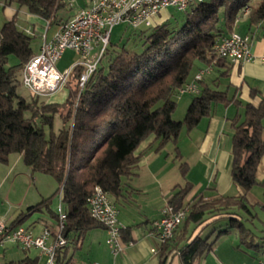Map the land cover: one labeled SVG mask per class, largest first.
<instances>
[{
    "label": "trees",
    "instance_id": "16d2710c",
    "mask_svg": "<svg viewBox=\"0 0 264 264\" xmlns=\"http://www.w3.org/2000/svg\"><path fill=\"white\" fill-rule=\"evenodd\" d=\"M7 1L48 21L56 17L61 5L60 0ZM252 1L204 0L190 5L178 28L170 27L167 22L140 27L138 34L144 39V48L139 53L113 46L108 48L107 44L96 70L80 90L77 81L83 67L72 68L69 79L73 86L70 84L71 91L62 103L38 104L39 96L31 94L32 100L27 101L17 94L16 74L35 54L31 46L33 36L18 29L15 18L4 21L0 25V162L20 154L33 172L45 173L57 184L51 196L27 207L9 224L20 225L33 212H41L54 218L56 225L59 210H52L50 202L57 195L60 210L65 213L61 233L66 244L56 249L54 264H69L72 259L69 248H75L87 230L106 229L88 211L86 199L95 186L104 189L117 208L116 202L123 195V180L135 173L145 149L138 153L136 150L144 140L151 136L147 147L156 142V150L167 142L176 144L181 128L186 131L194 128L201 118L211 114L214 104L233 102L243 111L230 119V177L241 194L207 199L200 196L184 203L182 199L191 185L180 187L168 203L175 209L186 207L187 213L172 237L158 243L159 264H166L172 251L178 254L181 264H195L211 249L214 238L231 230L237 234L239 247H253L255 256L263 255V237L245 221L253 223L257 218L256 213L250 212L246 193L256 184L264 187V181L256 177L264 153L261 137L264 98L257 104L242 103L234 96L228 97L218 82L210 85L201 78L183 118L175 120L172 117L177 89L191 81L189 78L196 64L212 65L224 60L217 57L214 46L234 32L235 19L244 8H248L244 22L247 33L244 34L254 38L256 29L264 34V0ZM9 55L15 56L17 63L6 67ZM55 115L61 120L57 131L52 130ZM44 127H48L47 136ZM174 150V159L179 160V169L185 175L188 164L180 161L176 145ZM222 218L227 223L213 238L210 239V235L202 237L199 233L192 235L198 227L204 229ZM127 230V227L122 228L121 235ZM261 258L264 256L257 261ZM36 259L26 256L0 264H36Z\"/></svg>",
    "mask_w": 264,
    "mask_h": 264
},
{
    "label": "crops",
    "instance_id": "0c3cea01",
    "mask_svg": "<svg viewBox=\"0 0 264 264\" xmlns=\"http://www.w3.org/2000/svg\"><path fill=\"white\" fill-rule=\"evenodd\" d=\"M1 2L3 22L15 18V24L18 29L22 31L28 30L33 38L38 39L39 43L37 42L36 46L32 47L34 53L39 50L43 34H45L46 40L51 39L62 22L68 21L80 9L89 5V0H60L61 5L56 11V17L48 21L29 13L25 8L9 3L7 0H2ZM158 14L153 16L152 25L161 23V17ZM59 15L65 16L61 17ZM245 19L246 13L243 12L236 17L234 32L247 33L244 27ZM143 28L145 27H141V29ZM239 30L240 32H238ZM263 35L261 31L256 29L251 45V51L256 55H259L262 51ZM224 60H218L213 63L211 70L202 76V80L210 85L213 84V81L218 82L219 87L222 90H226L228 97L234 96L240 99L242 103L249 101L257 104L260 99L264 98V64L258 58L247 62ZM205 65L198 62L189 80L193 79L197 69ZM68 94L69 91L65 99ZM185 94L177 96L179 101L178 103L176 101V107L179 104L186 111L192 97L189 99L188 97H183ZM55 103H58V101ZM242 111V107H237L233 102L214 104L211 114L201 118L194 128L189 131L181 128L179 135L184 131L189 140L187 148L182 145L188 140H181L179 136L178 142L180 141V143L167 142L159 150L155 149L156 142L151 147H147L152 141L151 136L144 140L136 150V153H138L145 149L138 161L135 173L129 178H124L123 195L116 202L118 208L117 218L124 227L128 228L127 233H123L122 239L124 242L132 241V243L125 245L120 252L114 254L106 244V229L95 227L86 231L75 248H69L68 253L70 256L72 255L71 261L74 255L82 251L84 261L81 264L89 262L97 264H159V244L150 235V230L153 222L160 216L162 207L171 200L180 187L186 184L191 185L189 192L182 199L184 203L191 202L195 197L200 196L203 199H207L220 195L236 196L241 194L240 188L232 182L230 177L232 161L230 119L236 113L242 114ZM261 123L263 126L261 137L264 140V117ZM168 143H171L173 147H167ZM175 145L181 154L180 161L188 164L185 175L179 169V160H177L178 164L175 165V159L171 161L169 159L170 153H173L174 158ZM196 166L200 171V175L191 177L190 175H192ZM178 170L181 172V176ZM32 173L33 171L23 162L20 154L9 156L7 162H0V203L1 206H4V204L6 206L4 210H0L2 214L0 220L5 215V217L7 216L5 218L7 219L6 223L9 224L18 214L22 213L21 208L24 205L29 207L43 199V196H41L43 194L38 191L31 193V197L28 199L30 188L34 181ZM256 177L258 181H264V153L258 164ZM263 198L264 187L261 184L254 185L246 193L247 202L249 204H260L262 209H264ZM53 202L54 198L50 202V208L57 211L60 206L59 199L55 205ZM55 222L54 218L40 212L39 216L31 217L29 225L24 226L21 223L20 225L37 234L44 225H48L53 229ZM214 223H217V225ZM226 223L225 218L219 219L204 229L201 226L198 227L193 230L192 235L194 236L198 233L202 237L210 235L211 239L217 233V230L224 227ZM258 236L263 237L264 242V236ZM242 246L239 247L237 234L231 230L214 238L211 249L201 256L195 264H256L257 259L264 256V253L261 256H255V252L250 253L243 249ZM31 249L35 250V252L29 254L24 251L25 255L19 259L26 256L36 257V264H42L45 257L39 254L38 249ZM70 249H72V252ZM252 249L255 251L253 247ZM166 264H181L175 251L170 253Z\"/></svg>",
    "mask_w": 264,
    "mask_h": 264
},
{
    "label": "built area",
    "instance_id": "2783aa9c",
    "mask_svg": "<svg viewBox=\"0 0 264 264\" xmlns=\"http://www.w3.org/2000/svg\"><path fill=\"white\" fill-rule=\"evenodd\" d=\"M191 4H194V0H89L87 7L80 9L71 19L59 25L51 39L46 40L45 34L42 35L38 52L22 66L21 83L32 95L51 96L66 86L72 68L81 66L83 70L79 74L77 84L85 85L99 64L113 26L125 23L134 29L149 27L152 25V17L162 9L174 7L179 11H186ZM24 32L31 35L28 30ZM253 39L250 34L231 32L215 44L216 55L231 62H247L258 58L264 64V41L261 53L256 55L251 51ZM66 49L75 52L78 58L70 67L60 71L55 63ZM211 67L209 64L199 68L191 81L177 89V94L197 93V81L209 72ZM94 189L101 187L97 185ZM94 189L86 199L89 214L105 226L106 244L110 251L116 254L132 241H123L121 229L124 226L117 218L118 209L108 193L102 189V197H94ZM58 210V220L54 228L43 226L37 234L21 225L16 226L15 230H8V223L0 220V244L10 242L23 249H38L39 254L45 257L42 264H54L56 249L66 244L61 233L64 224L60 222V207ZM186 213V207L175 209L166 203L158 219L153 222L150 235L158 243L166 242V239L172 237ZM256 264H264V258L259 259Z\"/></svg>",
    "mask_w": 264,
    "mask_h": 264
},
{
    "label": "rangeland",
    "instance_id": "374dc122",
    "mask_svg": "<svg viewBox=\"0 0 264 264\" xmlns=\"http://www.w3.org/2000/svg\"><path fill=\"white\" fill-rule=\"evenodd\" d=\"M1 1L2 0H0V2ZM257 1L258 0H253L252 3H255ZM1 3H0V25L3 23V16H2L3 14L1 11L2 10ZM247 11H248V8H244L242 10L243 13H247ZM158 15L161 17V20H160L161 23L167 22L170 27L178 28L184 22L186 12L185 11H179L174 7H166L164 9H162ZM59 16L63 17L65 15H59ZM152 19H153V17H152ZM138 31H139V28L134 29L125 23H120V24L115 25L112 28V31L110 34L108 48H111L113 46V48L115 47L119 50L121 48H125L127 50L134 51L137 53L141 52L144 48V42H143L144 39L138 34L139 33ZM238 32H240V30ZM37 42H38V39L32 38L31 46L35 47ZM77 58H78V56H77V54H75V52H73L72 50L66 49L65 51L62 52L61 57L56 61L55 66L58 70L61 71L64 68L66 69V68L70 67L73 63H75ZM103 61L105 62V60H103ZM16 63H17L16 57L13 55H9L7 62H6V67L14 65ZM16 79H17V84H16L17 94L19 96L25 98L27 101H31L32 95L22 85L20 72L16 74ZM70 84H71V86H73V81L71 79H68L66 86L63 87L62 89H60L59 91L55 92L52 96H39L37 98L38 104H40L41 102H44V103L49 102V101L53 102L54 100H57L58 103L63 102V100L65 99V97L67 95V92L71 91L70 90ZM191 95H193V94L187 93L183 97H186V98L188 97V99H189L190 97H192ZM57 101H54V102H57ZM176 101H177V103L179 101V98L177 96H176ZM26 114L27 113H25V115ZM184 114H185V109H183L181 106H179V104H177L175 111L172 113V117L175 120H179V119L183 118ZM60 125H61V120H60L58 115H55L53 118L52 130L57 131L58 128L60 127ZM44 129H45V134L47 136L48 135V127H44ZM179 138L181 140L187 139V136L185 135L184 131L181 132V134L179 135ZM177 142H178V139H177ZM178 143H180V141ZM182 146L187 148L189 146V140H188V142L186 141V143L183 144ZM167 147L172 148L173 146L171 143H168ZM164 150H166V149H164ZM169 159H170V161L174 160L173 153H170ZM174 164L175 165L178 164L176 159H175ZM178 173L180 176L182 175L179 170H178ZM32 174H33L32 176H33L34 181H33L32 187L30 188V193L28 195V199L31 197V193H34L35 191H38V192H40V194H43V195H41V196H43V199L51 196L56 191L57 184L51 176H49L45 173L39 172V171H34ZM193 175L196 177H198L200 175V171L197 168V166L194 168L192 175H190V176L192 177ZM182 181H183V179H182ZM56 196L54 197V202H53L54 205L58 202V198ZM262 200L264 202V198ZM34 203H32V204H34ZM26 206L27 205H24L21 208L22 212H25L27 210ZM5 208H6L5 204H4V206H1V203H0V210L1 209L4 210ZM249 209H250L251 213L257 214V218H255L253 220V223H251L249 220H246L245 221L246 224H248V226H250L256 234L264 236V209H262L260 207V204H250ZM3 214H4V212H3ZM39 214H40V212L32 213V215L30 217L25 218L21 222V224H23L24 226L29 225L30 221H31V217L33 218L35 216H39ZM1 216H2V214L0 215V217ZM6 217L4 215V217L2 218V220H4L5 222L7 220V219H5ZM246 217L249 218V215H247ZM222 221H224V220H222ZM217 223H214V224L217 225ZM242 248L247 250L250 253L254 252V250L252 248H250V247L248 248L245 245H243ZM24 251L28 252L29 254L30 253L32 254L33 252H35V250H33V249H23L19 245L12 244L10 242H4L3 244H0V263L8 262L10 260L19 259L25 255ZM70 251L72 252V249H70ZM82 255H83L82 251H80L79 253L74 255L73 260L69 264H81L84 261V257L82 258Z\"/></svg>",
    "mask_w": 264,
    "mask_h": 264
},
{
    "label": "bare ground",
    "instance_id": "6f19581e",
    "mask_svg": "<svg viewBox=\"0 0 264 264\" xmlns=\"http://www.w3.org/2000/svg\"><path fill=\"white\" fill-rule=\"evenodd\" d=\"M204 0H194V3L202 2ZM83 85H78V90H80ZM100 187V186H99ZM94 197H102V188L101 189H94ZM65 221V213L60 210V222L64 224ZM16 226H11L8 224V230H15ZM171 238V237H170ZM169 239H166V241Z\"/></svg>",
    "mask_w": 264,
    "mask_h": 264
}]
</instances>
